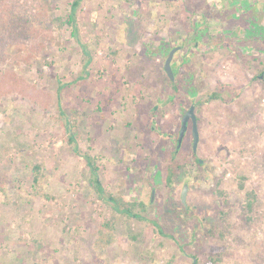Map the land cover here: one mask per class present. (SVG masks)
<instances>
[{"label":"rangeland","instance_id":"rangeland-1","mask_svg":"<svg viewBox=\"0 0 264 264\" xmlns=\"http://www.w3.org/2000/svg\"><path fill=\"white\" fill-rule=\"evenodd\" d=\"M73 1L0 0V264H264V0Z\"/></svg>","mask_w":264,"mask_h":264},{"label":"trees","instance_id":"trees-1","mask_svg":"<svg viewBox=\"0 0 264 264\" xmlns=\"http://www.w3.org/2000/svg\"><path fill=\"white\" fill-rule=\"evenodd\" d=\"M81 0H74L70 6V13L68 15V19L66 21V24H68L70 27H72V35L75 36V34L77 33V27H76V18H75V11H76V8L79 6ZM217 94H213L211 95V99H215L217 98ZM70 135H69V138H68V141L73 144L75 143V139H76V136H75V133L74 131H69ZM179 148H177V144L175 145V150L174 152L171 154V161H173V159L175 158V156L178 154L179 152ZM85 159L87 160V163H88V166L90 168V172H91V178H90V183L92 185V187L95 189V191L97 192V196L98 198L102 199L105 192L104 190L102 189L101 187V184L99 182V179H98V175H97V168L93 165V160L91 157L87 156L85 157ZM196 163L198 165H200V162L198 160H196ZM180 168H183L182 166L180 167L179 164H174V163H171L170 167H169V176H168V183L171 184V180L173 177L177 176L178 175V170ZM40 167L39 166H35L33 167V183L35 185H39V181H40V178H42V175H41V171H40ZM108 200L110 202L113 203V206L114 208H118L122 206V209L120 210L122 214H126L130 217H133V218H136V219H141V217L137 214H135L133 212L132 209L134 208H137V206H141L140 203H131L130 204V207L131 208H126L124 207V203H122V200L121 198H117V197H114V196H111V195H108ZM250 205H248L249 207ZM184 211H187V209H185ZM191 212H193L191 210ZM155 224V223H153Z\"/></svg>","mask_w":264,"mask_h":264},{"label":"water","instance_id":"water-1","mask_svg":"<svg viewBox=\"0 0 264 264\" xmlns=\"http://www.w3.org/2000/svg\"><path fill=\"white\" fill-rule=\"evenodd\" d=\"M177 48L172 49L166 60H165V64H164V71L167 74V76L169 77V79H173V74H172V69H171V61L173 58L174 53L176 52ZM189 121L192 123V151L196 152L197 150V145L199 142V133H198V129H197V123H196V117H195V113H194V106H190L189 109L184 113V115L181 118L180 121V128H179V132H178V138H177V148H180L185 136V133L188 129V123ZM188 191V187L185 185L183 187L182 193H181V202L185 203V199H186V193Z\"/></svg>","mask_w":264,"mask_h":264},{"label":"flooded vegetation","instance_id":"flooded-vegetation-1","mask_svg":"<svg viewBox=\"0 0 264 264\" xmlns=\"http://www.w3.org/2000/svg\"><path fill=\"white\" fill-rule=\"evenodd\" d=\"M173 80H174V78H173V79H170V81H173ZM191 106H192V105H191ZM193 106H194V105H193ZM188 109H189V108H188ZM188 109H187V110H188ZM187 110H186V111H187ZM186 111H185V112H186ZM195 111H196V107L194 106V113H195V117H196L197 129H198V122H199V121H198V119H197V115H196V112H195ZM185 112H184V113H185ZM184 113H183V115H184ZM183 115H182V116H183ZM181 118H182V117H181ZM180 121H181V119H180ZM179 128H180V126H179ZM189 128H190V133H191V131H192V123H191L190 121H189V123H188V129H187V131L189 130ZM187 131H186V133H187ZM178 132H179V130H178ZM186 133H185V136H186ZM198 133H199V131H198ZM185 136H184V138H185ZM177 138H178V136H177ZM191 138H192V134H191ZM183 140H184V139H183ZM192 141H193V140L191 139V144H192ZM199 141H200V136H199ZM176 144H177V140H176ZM198 145H199V142H198ZM198 145H197V148H198ZM180 148H181V147H180ZM180 148H179V149H180ZM198 161L201 163V160H198ZM184 186H185V185H184ZM184 186H183V187H184ZM182 190H183V188H182ZM181 193H182V191H181ZM153 196H154V193L152 192V196H151V199H150L151 202L153 201Z\"/></svg>","mask_w":264,"mask_h":264}]
</instances>
